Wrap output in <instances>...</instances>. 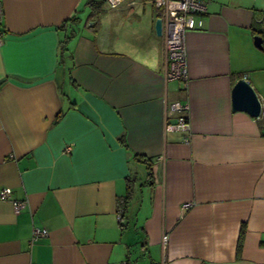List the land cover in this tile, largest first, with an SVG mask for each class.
<instances>
[{
  "label": "crops",
  "instance_id": "1",
  "mask_svg": "<svg viewBox=\"0 0 264 264\" xmlns=\"http://www.w3.org/2000/svg\"><path fill=\"white\" fill-rule=\"evenodd\" d=\"M0 1V264H264V0H203L185 80L151 0Z\"/></svg>",
  "mask_w": 264,
  "mask_h": 264
},
{
  "label": "built area",
  "instance_id": "2",
  "mask_svg": "<svg viewBox=\"0 0 264 264\" xmlns=\"http://www.w3.org/2000/svg\"><path fill=\"white\" fill-rule=\"evenodd\" d=\"M124 0H106L108 7H115ZM152 4L159 8V18L161 19L162 29L164 31V75L167 79L185 80L186 71V53L184 44V33L187 29L201 26L202 14L206 11V5L203 0H151ZM3 9L0 1V23L2 21ZM1 41V38H0ZM184 105L174 102L170 105V110L183 109ZM188 126L185 117L181 116L174 124H168V128L184 129ZM69 149V147H67ZM10 189L2 187L0 189V199L9 198ZM184 203L183 206H187ZM24 206V201L13 200L12 207L18 212ZM47 234L45 228L33 227L31 240ZM163 242L166 241V235L162 236ZM122 264H128L123 261Z\"/></svg>",
  "mask_w": 264,
  "mask_h": 264
},
{
  "label": "water",
  "instance_id": "3",
  "mask_svg": "<svg viewBox=\"0 0 264 264\" xmlns=\"http://www.w3.org/2000/svg\"><path fill=\"white\" fill-rule=\"evenodd\" d=\"M154 28L157 34L161 32V19L156 18ZM262 37L255 36L256 45L260 46ZM233 108L243 109L252 116H259L262 107L260 99L253 86L245 79L244 76L238 78L232 88Z\"/></svg>",
  "mask_w": 264,
  "mask_h": 264
},
{
  "label": "trees",
  "instance_id": "4",
  "mask_svg": "<svg viewBox=\"0 0 264 264\" xmlns=\"http://www.w3.org/2000/svg\"><path fill=\"white\" fill-rule=\"evenodd\" d=\"M100 3L102 4V3H104L103 1H100ZM66 20H72V21H74V19H73V17H71V18H67ZM129 197V187H128V191H127V193H126V196H125V200L127 199Z\"/></svg>",
  "mask_w": 264,
  "mask_h": 264
},
{
  "label": "rangeland",
  "instance_id": "5",
  "mask_svg": "<svg viewBox=\"0 0 264 264\" xmlns=\"http://www.w3.org/2000/svg\"><path fill=\"white\" fill-rule=\"evenodd\" d=\"M261 27V31L264 32V23H262Z\"/></svg>",
  "mask_w": 264,
  "mask_h": 264
}]
</instances>
